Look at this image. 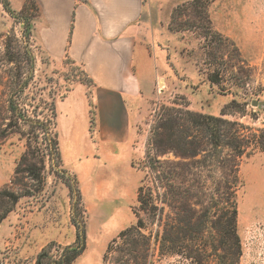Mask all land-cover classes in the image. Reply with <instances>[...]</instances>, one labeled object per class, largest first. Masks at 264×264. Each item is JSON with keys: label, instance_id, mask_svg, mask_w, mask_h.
<instances>
[{"label": "rangeland", "instance_id": "obj_1", "mask_svg": "<svg viewBox=\"0 0 264 264\" xmlns=\"http://www.w3.org/2000/svg\"><path fill=\"white\" fill-rule=\"evenodd\" d=\"M84 1L74 0L75 5ZM161 1L148 0L151 15L144 19L148 23L144 28L163 73L150 80L147 93L130 96L129 108L114 119L106 98L121 95L100 92L80 64L66 52L59 53L63 31L52 28L47 0H0V190L35 188L24 174L14 172L28 146L45 163L43 188L21 196L0 221V264H36L43 247L74 240L71 217L80 221L81 215L73 212L74 196L57 173L60 168L76 176L85 209L86 249L72 264H102L108 242L136 220L137 187L142 180L149 182L143 161L162 107L187 105L216 116L225 111L226 119L264 128V0L211 2L208 13L222 37L220 47L199 35L198 27L170 28L173 10L191 0H170L173 8L166 31L159 25ZM187 20L191 19L184 13L178 18ZM71 28L69 20L65 43ZM211 74L219 81L211 82ZM232 100L236 104L229 106ZM51 104L57 114L59 168L49 162L41 135L36 141L29 139L28 125L20 118L24 114L47 118ZM155 158L168 164L189 161L170 148ZM237 174L235 227L240 252L235 261L223 251L212 228L223 205L205 197L200 204L187 202L202 215V264H264V152L256 149L243 156ZM186 243L195 249L196 242ZM56 249L51 250L54 257ZM188 251L156 256L154 264H194Z\"/></svg>", "mask_w": 264, "mask_h": 264}, {"label": "trees", "instance_id": "obj_2", "mask_svg": "<svg viewBox=\"0 0 264 264\" xmlns=\"http://www.w3.org/2000/svg\"><path fill=\"white\" fill-rule=\"evenodd\" d=\"M213 0H191L178 5L172 12L170 28L190 30L200 28L199 35L205 40H215L220 47L221 35L212 27L208 7ZM186 8V9H182ZM184 13L191 20L178 21ZM218 39V40H217ZM211 82H218L217 74L209 75ZM236 104L231 101L229 106ZM163 110L151 129L148 141L149 152L144 159L149 182L141 181L137 187V205L133 208L135 222L120 230L112 238L103 253L102 264H154L156 256L184 254L188 251L194 264H202L200 232L202 215L187 205L200 204L201 198H207L212 204H222L223 211L217 214L212 228L216 231L220 246L232 261L240 252L236 234L235 194L239 185L238 165L243 156L258 149L264 152V128H254L237 120L195 112L183 107H162ZM50 116L39 118L21 115L28 125L27 135L32 139L41 135L45 141L46 156L52 166L60 167V153L56 127L55 105L48 108ZM11 110L19 117L16 108ZM243 114V113H242ZM174 149L180 158L188 162L166 163L155 158L157 153ZM206 148V149H205ZM224 150L228 152L225 153ZM204 152V153H203ZM197 155L201 158L195 159ZM43 159L28 146L21 155L15 174H24L35 184L32 191L16 192L6 188L0 190V221L16 204L21 196H31L43 188ZM61 179L68 185L74 196L73 212L81 215L77 221L75 215L71 222L75 227L74 240L64 246L51 242L37 254L36 264H72L86 249L85 209L79 183L75 175H69L65 169H57ZM209 178V183L206 181ZM30 190V189H29ZM168 207L169 212L165 211ZM205 216V214H204ZM191 240L195 249L186 243ZM57 247V256L51 254Z\"/></svg>", "mask_w": 264, "mask_h": 264}, {"label": "crops", "instance_id": "obj_3", "mask_svg": "<svg viewBox=\"0 0 264 264\" xmlns=\"http://www.w3.org/2000/svg\"><path fill=\"white\" fill-rule=\"evenodd\" d=\"M46 4L52 28L63 31L59 53L66 52L80 64L100 92L121 95L106 98L114 119L129 108L130 96L141 97L148 92L150 80L162 75L160 59L149 49L145 32L148 23L144 19L151 15L148 0H86L76 5L74 0H47ZM160 5L159 25L169 31L173 5L170 0H162ZM69 20L72 28L65 43Z\"/></svg>", "mask_w": 264, "mask_h": 264}]
</instances>
